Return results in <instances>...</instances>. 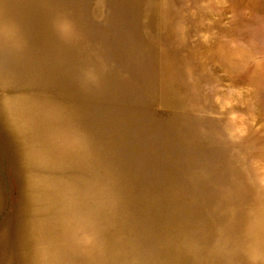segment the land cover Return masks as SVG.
I'll return each mask as SVG.
<instances>
[{
	"label": "rangeland",
	"instance_id": "rangeland-1",
	"mask_svg": "<svg viewBox=\"0 0 264 264\" xmlns=\"http://www.w3.org/2000/svg\"><path fill=\"white\" fill-rule=\"evenodd\" d=\"M0 264H264V0H0Z\"/></svg>",
	"mask_w": 264,
	"mask_h": 264
},
{
	"label": "bare ground",
	"instance_id": "bare-ground-1",
	"mask_svg": "<svg viewBox=\"0 0 264 264\" xmlns=\"http://www.w3.org/2000/svg\"><path fill=\"white\" fill-rule=\"evenodd\" d=\"M44 181V180H43ZM43 181H42V184H43ZM38 183V182H37ZM39 185V184H38ZM46 185H44V187H45ZM40 198V197H39ZM43 198V197H42ZM44 199V198H43ZM55 201V200H54ZM57 212V211H56ZM59 212V211H58ZM60 213V212H59ZM58 217V216H57ZM60 217V216H59ZM43 219H44V217H43ZM42 219V220H43ZM45 220V219H44ZM41 223H42V221H41ZM39 228V227H38ZM37 229V228H36ZM39 232V231H38ZM45 233V232H44ZM42 241H43V239H41ZM38 241V240H37ZM42 245V244H41ZM42 247V246H41ZM41 247H39V248H41Z\"/></svg>",
	"mask_w": 264,
	"mask_h": 264
}]
</instances>
